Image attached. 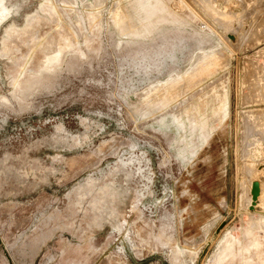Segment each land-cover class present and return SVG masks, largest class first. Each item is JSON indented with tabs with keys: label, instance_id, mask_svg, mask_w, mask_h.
Returning a JSON list of instances; mask_svg holds the SVG:
<instances>
[{
	"label": "rangeland",
	"instance_id": "rangeland-1",
	"mask_svg": "<svg viewBox=\"0 0 264 264\" xmlns=\"http://www.w3.org/2000/svg\"><path fill=\"white\" fill-rule=\"evenodd\" d=\"M263 176L264 0H0V264H264Z\"/></svg>",
	"mask_w": 264,
	"mask_h": 264
},
{
	"label": "water",
	"instance_id": "water-1",
	"mask_svg": "<svg viewBox=\"0 0 264 264\" xmlns=\"http://www.w3.org/2000/svg\"><path fill=\"white\" fill-rule=\"evenodd\" d=\"M251 191H252V197H253V204H251L252 206L255 205V201L258 199L260 193H261V184H260V181L259 180H254L253 181V184H252V188H251Z\"/></svg>",
	"mask_w": 264,
	"mask_h": 264
},
{
	"label": "bare ground",
	"instance_id": "bare-ground-1",
	"mask_svg": "<svg viewBox=\"0 0 264 264\" xmlns=\"http://www.w3.org/2000/svg\"><path fill=\"white\" fill-rule=\"evenodd\" d=\"M210 11H211V10H210ZM212 14H213V13H212ZM251 114H252V112H251ZM247 115H248V114H247ZM250 116H251V115H250ZM258 118H259V117H258ZM257 121H258V120H257ZM254 122H255V121H254ZM261 170H262V168H261ZM263 177H264V176H263ZM263 177H262V178H263ZM255 180H260V179L257 178V179H255ZM263 182H264V181H263ZM260 184H261V193H260L258 199L255 201V202H256L255 205H256V204H259V205L262 204V202H261V198H262V195H263V188H262L263 185H262L261 181H260ZM263 184H264V183H263ZM260 202H261V203H260ZM228 236H229V235H228ZM229 237H230V236H229ZM231 237H232V236H231ZM227 239H228V238H227ZM228 240H230V239H228ZM227 245H228V244H227ZM227 245H225V246H227ZM229 245H230V244H229ZM229 245L227 246V248H229ZM225 246H224V247H225ZM225 248H226V247H225ZM223 249H224V248H223ZM221 251H222V250H221ZM227 251H228V250H227ZM223 253H224V252H223ZM219 254H220V253H219ZM222 255H223V254H222ZM216 257L218 258V255H217ZM222 257L224 258L225 256H222ZM225 258H226V257H225ZM225 258H224V259H225ZM220 261H221V260H220ZM220 261H219V262H220ZM216 263H217V262H216Z\"/></svg>",
	"mask_w": 264,
	"mask_h": 264
},
{
	"label": "crops",
	"instance_id": "crops-1",
	"mask_svg": "<svg viewBox=\"0 0 264 264\" xmlns=\"http://www.w3.org/2000/svg\"><path fill=\"white\" fill-rule=\"evenodd\" d=\"M249 111H245L246 113H245V115H244V117H245V119H247L248 121L249 120H253L254 118H255V116H254V114H253V112H252V114H251V112H250V110H254V109H248ZM248 114V115H247ZM251 115V116H250Z\"/></svg>",
	"mask_w": 264,
	"mask_h": 264
}]
</instances>
